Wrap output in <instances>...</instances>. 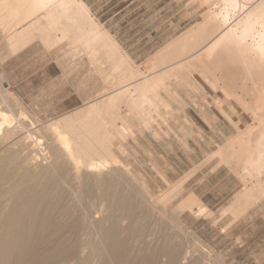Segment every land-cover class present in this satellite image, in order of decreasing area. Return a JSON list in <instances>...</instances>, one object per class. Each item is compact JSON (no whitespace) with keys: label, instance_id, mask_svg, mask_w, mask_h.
<instances>
[{"label":"bare ground","instance_id":"obj_1","mask_svg":"<svg viewBox=\"0 0 264 264\" xmlns=\"http://www.w3.org/2000/svg\"><path fill=\"white\" fill-rule=\"evenodd\" d=\"M203 1L212 3V10L209 9L205 22H201L187 33L189 38L197 36L202 41L196 42L199 43L196 46H199L198 48L193 45L194 48H186L184 53L193 52L201 47L200 53L205 59L202 60L209 65L205 68L211 67L216 72L224 70L229 75L238 71L239 74H245L246 81L253 80L255 85L261 81L262 86L264 0ZM70 4L74 7L81 5V8L85 5L82 0H0V44L3 45L5 42L8 46H5L8 51L0 57V63L24 48L35 37L49 35L57 27L58 17L67 16L66 13L56 14L50 11L53 5ZM48 9L49 11L36 22L33 20L32 24L21 28L30 18L35 15L37 17L40 11ZM235 63L240 67H235ZM215 80L217 81L214 82L213 79L214 84H220L218 77ZM2 86L0 81V264H129L130 260L134 259L131 257L134 255L132 252L135 253L134 256L144 254L140 250L142 247L135 248L137 250L134 252L133 246L137 243L135 238L143 236L145 231L150 230L149 228L158 229H153L155 233L165 230L166 218L162 212L157 215L155 210L148 206L150 202L145 204L147 199H143L145 202L142 200L143 196L139 190L128 185L127 170L130 165H124L117 154L112 152V146L118 143L114 141V136L108 134L104 142L96 144L95 147L88 141L99 140V129L90 126L88 122V127L75 131H85L84 133H90L92 136L69 137V131L58 129L57 124L63 121L44 125L25 108L18 106L17 99L12 96L13 93H8ZM258 94L255 97L251 94L256 102L250 105L245 101V107L251 108L249 111L264 127V86L258 90ZM113 100L108 99L103 105L110 108L109 116L114 115L111 110ZM98 107V104H91L86 113H91L93 108ZM92 125H95V122ZM251 130V126L245 128L247 135L254 132ZM256 135L257 138L249 150L251 152L245 159L244 171L248 176L257 178L254 186L256 192L249 195L252 194L251 198L256 195L255 199H259L264 195V128L257 130ZM73 138L74 141L77 140L76 144ZM84 138L87 139L88 144H85L87 146L79 142L80 140L84 143L82 142ZM249 140L251 141V137ZM84 147L85 150L88 148V151L95 148V152L92 153L94 150L90 151L92 154L83 152ZM100 148L103 151L97 152L96 150ZM247 149L249 148L245 150ZM110 163L119 169L120 166H124L122 167L124 173L115 172ZM109 164L113 167L111 171ZM107 166L108 169H105ZM195 198L190 199L192 208L198 206L199 210H205ZM96 214L99 216L95 220ZM125 219H129L130 232H123ZM174 234L169 237L173 245L161 244L162 247L154 254L155 257L152 254L154 258L157 257L154 262L152 256L149 259L150 256L146 255L148 250L143 251L146 256L143 260L149 259L151 264H184L202 255L205 264H213L214 259L209 257L205 245H197L191 241L184 244L181 238L183 233ZM161 236L162 234L158 239H161ZM93 237L96 238L95 242ZM138 241L140 242V239ZM144 243L145 246L146 242ZM150 253L149 249V255Z\"/></svg>","mask_w":264,"mask_h":264},{"label":"crops","instance_id":"obj_2","mask_svg":"<svg viewBox=\"0 0 264 264\" xmlns=\"http://www.w3.org/2000/svg\"><path fill=\"white\" fill-rule=\"evenodd\" d=\"M82 1L83 8L53 5L50 11L67 14L58 17V28L35 37L4 61L9 88L41 120L61 118L94 103L105 108L111 98L113 108L131 110L123 117L135 126L136 148L139 135L146 141V155L152 158L146 162L151 167L147 172L155 178L163 172L171 182L186 179L176 199L183 223L228 264H264V197L251 198L253 193L249 195L239 174L221 157L242 125V102L217 100L206 69L201 75L181 73L184 79L174 80L181 64L208 65L201 47L184 53L196 44H185V32L141 52L152 40L128 35L137 25L122 14L125 7L112 12L114 6ZM47 11H38L21 28ZM143 40L144 45L135 48ZM192 197L207 209V216L200 214V207L192 208Z\"/></svg>","mask_w":264,"mask_h":264},{"label":"rangeland","instance_id":"obj_3","mask_svg":"<svg viewBox=\"0 0 264 264\" xmlns=\"http://www.w3.org/2000/svg\"><path fill=\"white\" fill-rule=\"evenodd\" d=\"M85 1L87 2V0H85ZM90 2L91 3L93 2L96 4L97 3H104V4H106L107 7L114 6V8L111 10L112 12L120 10L121 8L125 7V9H124L125 11L122 10V14L123 15L127 14L128 20H131L133 25H137V27L135 29L129 30L130 33H128V35H135L136 38H138V39H142V37H144L143 39H146V41L152 40L147 45H144V43L146 41L143 40V41H141V44L135 46V48H138V47L144 45L143 47H146V48L143 49L141 52L150 51L151 49H157V47L160 45V43L166 42L169 39L170 35H173L175 33H176L175 35H178V34L181 35L185 32L183 34V36L187 35V36H185V39H184V41L186 42L185 44L194 43L193 41H196V42H198L199 40L202 41L201 39L197 38V36H195V37L192 36L189 38L187 33L190 32L191 29L193 30L194 28H196V26L201 24V22L202 23H203V21L205 22L206 16L210 12V10H212V7H213L211 5L212 3H205L203 0H99V1L98 0H89V3ZM212 26L213 25H211L210 27L212 28ZM208 28H209V26H208ZM211 28H210V30L213 31ZM107 32H108V30H107ZM118 35L120 36V34H118ZM207 40H208V38H207ZM207 40L205 39V41H207ZM3 43L6 44L5 42H3ZM4 44L3 45L0 44V57L2 55H4L5 52L8 51V49L5 47V46H7V44L6 45H4ZM197 45H199V44L196 43L194 45V47H196ZM188 46H190V45H188ZM194 47L192 46L191 48H194ZM198 47H196V48H198ZM3 63H4V61H2L0 63V81L3 85L2 88L7 89L8 93L11 92L10 94L13 93L12 96L17 99L18 106H20L21 108H25L29 113H31V115L33 117H35L40 122L44 123V125L53 124V123L57 124L59 121H63L62 123L59 122L60 124H57L58 129H62V130L65 129L66 130L65 132L69 131V134L67 133L68 136L70 135L69 137H73V136L74 137L75 136L76 137L77 136H79V137L80 136L81 137L87 136L88 137V136H92V135H90V133L87 134V132L84 133L85 131L76 132L75 130L86 128V126L88 127L89 125L87 123L89 122L90 126H94V127L99 129V137H100L99 140L97 142L93 141L96 143L91 142L90 140H92V139L89 140L90 142L88 141V143L93 144L95 147H97L96 144H98V143L100 144L101 142H104L103 140L106 139L108 134L113 135L115 138L114 141L116 143L118 142L117 143L118 147H117V144L112 146V149H111L112 152H115L117 154V156L121 159V161L124 163V165H126V166L130 165L129 170H127L128 171L127 173H129L127 175L129 177V181L127 182L128 185L133 187L135 190H139V192L143 196L142 200L147 199L148 201L147 200H146V202H145V200H143V201L145 202V204L150 202V203H148L149 204L148 206L149 207L151 206L150 208L153 209V211L155 210L157 215L160 212L163 213V216H164V218H166V222H167V227L165 228V230H163L164 233H163V231H160V232L156 231V233H155V230H158V229H155L153 227V229H155V230L149 228L150 230L149 231L147 230L148 233H146L147 231H145L143 236L140 235L137 237V239L135 238V241L137 240L136 242L140 243V244L136 243V245L133 246V250H135V248L140 249L142 247V249H140V250L144 254H139L138 256L137 255L134 256L135 253L132 252V254H134V255H131V257L132 258L134 257V259H131L132 261L130 260L129 264H142L143 262H145L143 264H148L150 262L149 259H151L152 254L155 257L154 254L157 253V251L160 249V247H162V245L164 243L170 244V245L174 244L171 242V239H170L172 234H174V233L175 234L179 233L180 235L183 233V235H181V238H182V241L184 244L190 243V241H191V243H194L197 245L198 244L199 245H205L207 250H208V253L210 255L209 257L214 259V260L212 259L214 261V262L212 261L213 264H228L225 260V257L223 256V254H221L219 251H217L214 248H212L211 246H209L197 232H194L192 229L188 228L183 223V221L181 219L182 207L177 205L176 199H177L178 195L181 193L182 184L186 180L185 177L182 178L181 180L177 181V182H171L165 178V176L163 175V172L158 173L157 178L153 177L151 173L147 172V170L149 168L151 169V167H148L146 165V162H147V160L151 161L152 158L146 155V153L149 152V148L145 144L146 141L143 140V138L139 135L140 143L138 145V148H136L137 140H136L135 133H134L135 126L127 124L128 119H125L123 117L126 115V113L128 115H131L130 114L131 110H128V109H126V110L121 109L120 110V109H115L112 107L111 110H112V113L114 115L111 114L109 116V112H108V110L110 109L109 107L101 108V109H98V108L94 109L93 108L91 113H86L87 108L90 106V105H88V106H85L84 108H81V109H79V110H77V111H75L69 115H66L64 117H61V118L51 119V120H41L40 118L35 116V114L30 110V108L9 88V86H7V87L5 86V83H7V82H6L5 76L2 72ZM184 65L185 64L181 65L180 67L178 66L179 68L178 67L175 68V69H178L176 72L178 75V78H175V76H174L173 77L174 80L175 79L177 81L179 79L183 80L184 78H181V76H180L181 73L184 77H188L187 74H189V75H201L203 73V68L201 67V65L200 66H196L194 64L190 65V66L188 64L185 66ZM234 65H236L235 67H237V68L240 67V65L238 63H235ZM164 66H162V67H164ZM189 67H191L192 69ZM209 68H211V67H209ZM209 68H205L207 73L209 72ZM211 72H212V74H210V73L207 74V79L209 80V77L211 75L214 76V78L210 77V79H211L210 85L213 89L215 88L216 95H217L216 99L219 101L222 100L223 98L226 100L239 101V102H243L242 104L244 105L243 106L241 104L244 108L239 110V112L242 113L240 117L243 118L242 125H239V128L236 129V130H239V132H238L239 134L237 133L229 141V143L227 145L228 147L226 146L224 154H221V157L225 158V160L227 161V164L229 166H231L239 174V176L241 177V181L243 183V186L245 187V189L247 188L246 190H248V193L256 192V190H254V186L257 183V178L256 177H250L247 174H245L244 166H245V159L248 157L249 153L251 152L249 150H251L250 148L257 138V135H256L257 130L262 129L264 127H263V125H261L260 121L255 119L253 114L249 111L251 108L245 107V101L247 104L249 103L250 105H254L256 101L253 99L258 94V90H260V88L263 87L264 84L262 83V86H261V81H259V83H256V85H255L253 80H250V79H248L247 80L248 82H247L246 78H245V74L244 75H243V73L239 74L238 71H237L238 73L235 72V73H232L230 75H229V73H227V71L225 72L224 70H223L224 73L222 71L220 72V70H218V72H216L213 69L211 70ZM225 73H226V75H225ZM221 74H224V76ZM217 77L220 80V81L218 80L220 82V84L214 85V82L217 81V80H215ZM213 79H214V82H213ZM221 83H222V86H224V87L221 86ZM256 88H257V90H256ZM227 90H229V91H227ZM225 92H226V94H225ZM227 94H229V95H227ZM250 95L254 96V97H251ZM94 104H96V103H94ZM82 111H85V112H82ZM124 111H126V112H124ZM132 114H133L132 115L133 117L137 116V114H135V113H132ZM92 121L95 122V125H92L93 124ZM90 122H92V124ZM248 126H251V128H252L251 131H254V132L250 133L251 136H250V134L247 135V133L245 132V128ZM143 127H147V125H144ZM130 128H131V130H130ZM254 133L256 136L254 135ZM52 135L54 136V134H52ZM250 137H251V141L249 140ZM83 140L84 141H82V142H84V143H81V141L79 140L81 145L82 144H84V145L88 144L86 142L87 139L84 138ZM73 141H74V138H73ZM76 141L77 140L74 141V144H76L75 143ZM85 146H87V145H85ZM246 148H249V149L245 150ZM82 150H83V152H90L92 150H94V151H92V153L95 152V148H92V150L88 151V148L85 150V147H84ZM99 150H101V148L97 149L96 151L97 152L103 151V150H101V151H99ZM92 153L90 152V154H92ZM157 160L158 161L160 160L162 162L163 158L159 157V158H157ZM110 164H111V166L113 165L115 172H117L119 174L124 173V171H122V167H124V166H122V167L120 166V169H119V167L117 168L114 164H112V163H110ZM110 164L108 166H110ZM108 166L105 169H108ZM113 167H111V169H109V170L110 171L113 170L112 169ZM116 168H117V170H116ZM154 169H155V167H154ZM123 170H124V168H123ZM107 171L108 170H106V172ZM110 171H108V172H110ZM244 174L246 177L244 176ZM262 197H264V195ZM261 198H259V199H261ZM259 199H257V200H259ZM151 200L153 201L152 203H151ZM154 201H156V202L154 203ZM155 212H153V213L156 214ZM201 212L203 214L202 213H200V214L204 215V216H207L209 214V213H207V210H203ZM164 213H165V215H164ZM96 215H97V217L95 218V220L99 216L98 214H96ZM128 221H129V219L128 220L125 219V221H124V224H126V225H123V228H124L123 232H130L129 228H128L130 222H128ZM127 223H128V225H127ZM125 229H127V231ZM90 232H92V231L90 230ZM168 232H170V233H168ZM149 233L150 234L154 233V234L149 235ZM160 234H162L161 239H158ZM144 235H145V237H144ZM142 237L145 240H146V238L148 240H146V241L142 240L143 239ZM162 238H163V240H162ZM92 239L95 242L96 238L93 237ZM139 239H140V242L138 241ZM168 240L171 243H169V242L167 243ZM93 241L91 240V243H93ZM135 241L133 240V242H135ZM144 242H146L145 246H144V244H145ZM153 242H155V244ZM158 242L160 243V245ZM161 242H163V243H161ZM134 244L135 243H133V245ZM140 245H143L144 247L140 246ZM146 246H147V248H146ZM155 246H156L157 250H155ZM144 248H146V249H144ZM149 249L151 252L150 255H149ZM136 250L134 252H136ZM143 251H145V252L147 251L146 255L148 257L150 256L149 259L143 260L146 257L145 252H143ZM138 252L141 253L139 250H138ZM138 252H137V254H138ZM153 256H152V260L154 262V259H156L157 257L154 258ZM197 257L198 258L195 257L194 259L193 258L190 259L188 262H185L184 264H196V263L197 264H205V261H204V258L202 255L197 256ZM164 259H166V258H164ZM141 260H143V261L141 262ZM139 262H141V263H139ZM149 264H151V263H149Z\"/></svg>","mask_w":264,"mask_h":264},{"label":"water","instance_id":"obj_4","mask_svg":"<svg viewBox=\"0 0 264 264\" xmlns=\"http://www.w3.org/2000/svg\"><path fill=\"white\" fill-rule=\"evenodd\" d=\"M5 86L7 87V86H8V84H7V83H5Z\"/></svg>","mask_w":264,"mask_h":264}]
</instances>
